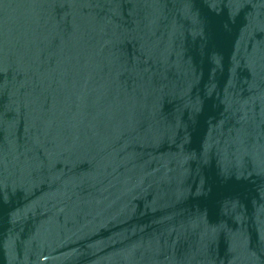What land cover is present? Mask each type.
<instances>
[{
	"label": "water",
	"instance_id": "water-1",
	"mask_svg": "<svg viewBox=\"0 0 264 264\" xmlns=\"http://www.w3.org/2000/svg\"><path fill=\"white\" fill-rule=\"evenodd\" d=\"M0 264H264V0H0Z\"/></svg>",
	"mask_w": 264,
	"mask_h": 264
}]
</instances>
